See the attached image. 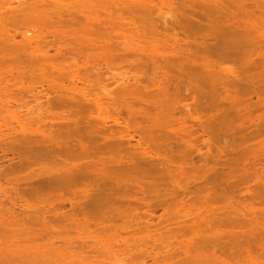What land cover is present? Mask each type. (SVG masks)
<instances>
[{
  "label": "bare ground",
  "instance_id": "bare-ground-1",
  "mask_svg": "<svg viewBox=\"0 0 264 264\" xmlns=\"http://www.w3.org/2000/svg\"><path fill=\"white\" fill-rule=\"evenodd\" d=\"M111 8L112 10L114 8V13L112 12V14L111 10L109 11ZM103 14H105L106 17L102 16ZM124 14L128 19L123 17L125 16ZM115 17V20L118 19L117 22L114 20ZM153 17L160 21L161 26H163L166 31L165 33L163 32V37L166 39L160 38L161 33H158V29H160L159 26L156 28V25H154L147 29V26L151 25ZM123 20H127L126 22H128L131 27H127L126 22ZM118 21H123L124 23ZM115 23L118 25L114 26L116 25ZM119 24H126V28L124 25L121 26V28H125H123L124 31L120 28ZM205 26H207L206 33L208 29L212 30L210 34L220 31L218 34H220L222 38L220 39V36L218 37L215 34L218 39L221 40L219 44L217 37L214 35L215 39L218 41L215 43H218L219 46L217 50L213 52V55H211L212 52H210L212 50L208 48L210 44L205 50H202L203 55L200 56V58L202 57L203 62L205 60L207 65H209L208 61L210 63L214 61L213 64L221 68V76L226 77V74L232 77L235 75L236 80L239 79L236 78L237 74L232 70L236 71V69H238L241 71L242 69L240 70V68L247 67L245 71L243 70L244 73L247 72L245 75L252 73V76L249 75L251 77H242V79L245 78V82L239 81V83L236 82V84L232 82L229 83L230 90L222 84L223 80L221 83V80L218 79L219 77L217 78L218 75L220 76V74L217 73L215 78L220 80L222 86L224 85V90L226 88V90L228 89L230 91L225 90V93L222 90L225 95L223 99L227 100V105H231H229L228 109H222L224 113L221 112V118H218L220 121L218 122L217 119H214L218 123L217 125L214 124L215 126H211L210 131L221 132L223 136V133L226 134L231 131L233 133L232 129L240 126L235 129V132L236 130L237 132H234L235 134L238 133V135L235 136L234 133V135L232 134L236 138L231 136V134L230 136L233 137V140L237 139L238 136H240V138L246 137L249 140L252 139V142L254 139H257L260 132H253V135L249 134L245 136L246 133L242 135V126H244V124H246V126L248 123L250 124L251 121L247 120H252L253 117H251V112L254 107L251 108L244 105V100L241 99L246 96L247 91L251 92L250 89H252L253 94L257 93L256 97L258 100L256 104H260L259 106H262V104L264 105V0H0V115L3 114L2 116H5L7 114L6 116L13 120L11 122L15 120L18 123L19 129L16 127L17 134H20L18 135V139L20 140L23 135L25 143V145L22 146L18 143L19 148L21 147L20 149H17V143L10 144L13 146L9 145L10 147L8 148H10V151L13 148L12 153L16 152V154H18L17 152L20 150V157L18 155V161L14 166H11V170H5L3 168L2 171L0 167V264H148V259L153 262L151 264H264V163L258 158L260 154L254 155L257 152L253 153V155L250 154L252 147L249 145L251 142H249L248 139L247 142L242 141L244 139L239 140L243 142L239 148L236 146L237 150L240 149V153L229 159L221 158L223 155L222 153L226 151V149H224L226 146L220 149L222 153L220 151L221 156L219 157V165L221 168L227 167L225 168L227 171L222 169L210 174V176L208 175V177L205 178V181H208L207 184L191 191L184 186L182 187V185L180 186L179 183L177 185L178 178H174L175 176L179 177L186 173L183 168L186 162V160L184 162L185 157H167L168 160L164 159L166 156L163 157V154H161V151L163 153V150H160L161 147L163 149L162 142L174 140V137L183 140L185 145L187 142H185L183 137L186 136L183 129L175 130L172 127V129L175 130L173 135L167 131L168 129L170 130V128H167L169 124L166 122V118L164 119L166 121H163L166 114H164L163 118L160 116L162 119L158 116L161 122L158 121L157 115H160V113L155 112L159 110L161 112V109H159L161 106H159L158 109L155 108L160 103V101H158L160 100L158 99L160 96L156 95L159 93L157 92L158 89L154 91L157 92L154 95L158 98L152 99L151 96V100H157L154 103L155 105H151V101L149 102V100L146 99L148 95L146 91L150 94L148 87L151 83H154L153 81H155V86L153 84L152 88L156 87L158 83H156L157 79L153 81H151L152 78L148 79V81L151 82L145 84L150 83V85L148 87L145 85V89L148 90H144L141 86V88H139V86L137 87V83H141L140 85L144 86L143 82H147V80L143 81L139 79L138 75L140 82L135 83L136 80L134 82L135 85L133 83L131 88L129 85L134 80L131 79L132 77L129 78L130 75L126 74L127 70H123L125 71L124 73L120 72L117 77L115 75V80L120 77V81L116 80L114 85L116 86V84L121 82L123 86L126 85L128 87L122 88L121 91L120 89L118 90L119 99H114V97L118 96L116 93L114 94L110 88L106 89L104 84L101 83L104 86L100 87L101 85H99L100 83L98 80H101V78L97 79L98 82L96 85H98L99 88L98 93L91 89V87H88L87 84H82V87H79V83H82V80L83 82L87 81L81 77L82 72L80 70L83 69L82 66L87 67L90 60H93L92 63H95L94 61L98 58V61L102 63L104 60L103 63H106L105 66H109V63L110 65L113 63L111 60L108 61L110 57L113 61L115 60L114 62L116 64L113 63L112 65L117 66L116 69L118 71V68H120L118 65L121 66V64H118V61L120 60V63H122L121 58L124 59L123 61L126 59L122 56L119 57L120 54L115 57L117 61L113 59V57L125 47L123 52L129 50L128 52L132 53V49L135 48V52L139 51L140 53L137 54L144 56L141 59L144 58L145 60L146 54L144 51L148 50V52H153L150 54H153V57L148 61L154 58V54L163 53L162 59L165 58L163 61L167 63L170 60L168 59L170 55L166 54L168 51L167 46L170 41L173 43L171 44L173 48L175 45L180 44L178 36L181 34V30L184 31L185 29H189V31H191L192 29L194 30V27L196 30L202 29ZM119 28L121 30H119ZM152 28L157 29L158 32L157 30L152 31ZM148 30L150 31L148 32ZM161 30L162 29H160V32ZM169 30L171 31L170 33H168ZM193 32L197 33L198 31L196 30ZM184 33L187 36V32ZM196 33H193V35H198ZM114 34L119 39L123 40V42H121V44L123 43L121 49L119 46L122 45L115 39H113V44L117 43L119 46L116 47L111 44ZM188 36L191 37V34ZM218 44H216V46ZM213 45L211 46L216 47ZM113 47L116 49L114 50ZM198 49L201 50V46ZM202 51L199 52L201 53ZM116 52L117 54H115ZM123 52L121 51L122 54ZM74 53H76V56H73ZM209 54L211 56H209ZM77 56L82 58H76ZM148 58H150L149 55ZM166 58L168 59L167 61ZM77 59L81 61L83 59L87 62L82 61L80 64ZM83 62L85 63L82 64ZM156 63L158 62H154L155 65ZM196 63H199L197 59ZM238 63L242 65L240 68ZM143 64L141 63V65ZM164 64L165 63L162 64V67L160 66V69L165 68ZM169 64H166V67H168L167 65ZM207 65L206 68H208ZM227 65L230 66L228 67ZM235 65H238V68H235ZM4 66L8 69L9 67H13L14 69L7 70V73V71L5 72L4 70ZM111 66L109 67L111 68ZM113 66L112 68H114ZM157 66L159 67V65ZM92 67L95 68V65ZM139 67L136 68L137 71L141 68ZM83 72L86 73V71ZM88 72L91 73L90 70H88ZM238 74L240 77L241 75L244 76L240 72ZM10 75L15 78V82L18 78L22 81L23 78H26L27 81H29L28 85L30 90H32L34 84L36 86L38 84L42 85L45 81L46 85H48L47 88L50 86L49 93L53 92L55 94V103H50V105H55V108L57 106V109L58 107L64 106L65 109V104L70 103V108L72 106V108L78 110L80 107V111H74V114L70 112V109L69 112L71 114H69L70 116L72 115L71 118L73 116L75 118V113L77 112H79L77 113L79 116L82 112L87 113L91 111L89 112L91 115L94 112L97 113V115H93H96V117L98 116V118H96L98 121L90 122V124L86 126L85 121H83L84 119L82 120L85 113L84 115H80L82 116L80 117L82 120L81 123L84 122L85 125L81 124L80 120L75 119L76 123L73 122L74 118L71 119L68 116L73 122L71 123V125L73 124L72 126L68 119L69 122L67 126L64 124L60 127L58 125V130H60V128L62 129V131L58 133L55 132L57 130L52 132L54 130L51 127L52 125L50 128L48 127L49 130L53 129L50 132L55 136L47 134L49 130L47 129L46 132L44 123L45 128L43 127V129L45 131H42L40 124H38L40 128H37L35 123L33 124L36 129H32L30 126L31 124H29L32 123L31 121H29V123L27 122L28 125L22 118L20 120L16 113L14 114V112L19 110L17 113L21 115L20 109L22 105H19L17 102L18 106L16 103L11 104L9 95H6L10 87L9 85H11L10 83L13 81V77L10 78ZM7 76L9 80L11 79L12 81L9 82ZM165 76H162V79H164ZM66 78H69V80L67 79L69 81V86H63L62 81ZM215 78L214 81L216 83L217 79ZM254 78H261L257 80L259 81L258 84H256L255 81V83L253 82ZM135 79H137L136 76ZM165 81L167 82V80ZM17 82H13L12 85H18V90L21 84L26 83V81H23L19 83V85ZM220 83H218V87L221 86ZM242 83H246L247 85L242 86ZM161 84L159 85L161 86ZM168 84L170 85V82H167V85ZM30 85L32 87H30ZM159 85L158 87H160ZM235 85L237 88L239 86V88L237 89ZM22 86L24 85H21V87ZM134 86H136V88H134ZM43 87L44 84L42 88ZM231 88L234 89V92L232 91L233 93H238L243 97L241 98L240 95H234L231 92ZM13 89L14 88H12L11 91ZM142 89L146 92V96L145 93L141 91ZM210 89H212V87H210ZM109 90L113 93H110ZM212 90H214V88ZM217 90H219L220 94H218L221 96L220 87L214 91L217 92ZM151 92L153 93V91ZM230 93L233 94V96H230ZM163 94L162 96L164 97ZM12 95L14 97V94ZM48 96L49 94L46 98ZM77 96L82 101L78 99L80 101L78 102ZM238 96L240 97L237 98ZM233 97H235V100ZM36 98L35 96V99ZM142 98L143 101L141 100ZM148 98H150V95H148ZM62 99L67 100H65V104L64 101L61 102ZM108 99L110 100L109 102ZM134 99L136 103L139 102L138 105L149 102L148 104L150 106L148 107L151 108L154 106L156 116H154L155 113L151 111V113L154 114H152V117L149 112V118L148 112L146 113L147 109L141 108L142 105L139 106V108L137 104H132L135 102H131ZM117 100L119 102L122 100L121 102L124 103L121 104L120 102L118 106ZM129 100H131V106L125 104L129 102ZM49 102L47 101V103ZM156 103L158 105H156ZM107 104L110 105V107H108ZM50 105H48V107ZM111 105L115 108L111 109ZM133 107L137 110H133ZM49 108L52 109L51 106ZM40 109H37V111ZM46 109L41 110L45 113ZM254 109L257 110L256 108ZM52 110H49V112ZM113 110L118 113H116L117 116L119 115L118 117H112L113 115L115 116ZM135 111L139 112L136 113ZM141 112H144V114H142L145 119L141 116ZM247 112L250 113L248 119L247 116L249 114ZM134 114H136L137 117L138 114L140 115L139 118L141 117V120L139 123V118H137L136 121L134 120L136 119ZM59 115L57 116L59 117ZM120 115L122 119L124 118V124L120 122ZM2 116H0V122L3 119ZM231 116L234 117H232L231 120H236L234 123L242 119H246L245 121L247 123H243L245 121H240V125L237 126L239 123H235V127L233 128L232 126L231 129ZM7 117H4V119L6 120ZM51 117L49 119H51ZM151 118L154 120V125L150 122ZM4 119L3 121H5ZM10 119L8 120L10 121ZM35 119L36 118H34V121ZM49 119L47 120L49 121ZM77 119H79V117ZM143 119L144 122L146 119L149 120V122L146 120L148 122H146V126H149V128L143 126V124L145 125ZM263 119L262 121L264 122ZM8 120L6 121L8 122ZM43 120L45 119L43 118ZM64 120L67 119L64 117ZM110 120L114 122L116 127L124 125L123 127H125V130L123 128L122 130L125 133H122L121 129L118 131L119 129L114 127L119 134H112V136H110L111 130L104 129L103 126L101 127L104 130H110L107 131L109 134L103 129L102 131H97L101 129L98 122H102V125H104V123ZM89 121L90 120H88V123ZM194 121L197 122L200 121V119L196 118ZM35 122L38 123L39 120ZM7 124H9V122ZM209 124L211 123H208V125ZM96 126H98V128H96ZM64 127L66 132H63ZM249 128L250 126H248V132L250 131ZM0 129H2L1 126ZM12 129L13 127L10 133L14 132ZM132 129L134 132H136V130H138V132L141 130L140 133L146 131L143 135L134 133L137 134V137H140V140L138 141L137 139L138 142H136L138 145L135 146L137 147L136 150L139 147L141 148H139V151L135 150V155L131 152L133 151L131 147L135 144L131 147L129 145L130 148L128 145L126 146V144H131L130 142L135 140L134 134L127 135ZM95 130L97 134H100H98L99 136L106 138L104 145L101 146L96 144L98 135L95 136ZM103 131L109 136L106 137ZM114 131L115 129L113 133H115ZM238 131L242 132V134L239 135ZM7 132V135L10 134L9 130H7ZM40 132L44 134L43 140H35L36 137L33 135L37 136L41 134ZM189 132L187 131V133ZM244 132L246 131L244 130ZM6 133H4L5 136L3 134L0 136L6 137ZM170 135L171 137L174 136L173 139L169 138ZM4 137L3 139H5ZM14 139L15 136L9 135L7 140L14 142ZM231 139L229 138V140ZM4 141L6 142V140ZM235 141L234 144L236 143ZM237 143L240 144L238 140ZM246 143L251 147L250 152L247 145H244L246 148L245 151L244 149L241 150V148H244L242 145ZM234 144H231V147ZM252 144H254V142ZM14 145L16 149H14ZM226 148H228V146ZM262 149L260 148L259 150ZM7 150L9 151V149ZM241 151L244 153H241ZM228 152L229 151H226V155H228ZM136 154H138L139 157H137ZM231 154L232 153H229V155ZM223 157H225V155ZM173 160L174 162H172ZM51 163L52 166L49 165ZM174 163L175 167L173 166ZM44 164L46 165L42 167ZM164 166H166L167 169L168 166L174 168L171 171H169L171 168H169V170L166 169L168 173L171 172V174H168L169 177L172 178L173 176L175 179L174 184L176 185L173 184V188H171V186L170 188L163 186L166 185L167 182V173H165L167 171L164 172ZM12 170L14 171L8 173ZM201 172L203 173H200L202 176L200 178H203L205 172L209 173L207 170ZM146 178L150 183L145 182L148 181L145 180ZM163 178L164 182L162 181ZM151 179L154 180H152L153 184H151ZM2 180L6 182L1 184ZM250 180H255L256 186L248 189L245 193H241L240 190L242 189L240 186L244 183H248ZM144 182L147 184L145 185ZM162 182L165 184H162ZM6 183H8L9 186ZM237 196L246 198L247 201L249 200V203H238L234 201V198ZM157 209H161L162 213L157 216L158 221L156 220L155 225L154 221L151 220L155 219ZM174 212L178 215H175ZM179 212L181 217L187 220L190 219L189 223L191 220L195 219V221H193L194 223L192 225L188 224L189 226H187V228V224L183 225L185 226L184 228H181L183 227L182 225L179 227V220L180 223H182L181 220L184 223V219H181V217L177 218L180 216ZM173 213L176 218L173 216ZM196 216L199 217V219L195 218ZM176 219L178 222H175L176 224L174 223V226L173 221H176ZM124 234L126 235L124 236ZM186 235L192 236L185 239ZM173 240L177 243L176 246H173V244H176ZM167 249L170 250L168 251ZM164 250H167L168 253L166 254Z\"/></svg>",
  "mask_w": 264,
  "mask_h": 264
},
{
  "label": "rangeland",
  "instance_id": "rangeland-1",
  "mask_svg": "<svg viewBox=\"0 0 264 264\" xmlns=\"http://www.w3.org/2000/svg\"><path fill=\"white\" fill-rule=\"evenodd\" d=\"M111 10V14H112V12L114 13V8H113V10H112V8L111 9H109V11ZM116 14V13H115ZM128 14V13H127ZM125 15V14H124ZM130 15V14H129ZM102 16H104V17H106V15L105 14H103ZM113 16H115V15H113ZM123 17H126L125 19H128L127 18V16L125 15V16H123ZM130 18H131V15H130ZM129 18V19H130ZM116 19V17L114 18V20ZM124 19V20H125ZM134 19V18H133ZM118 20V19H117ZM117 20H115L116 22H117ZM123 20V21H124ZM136 20H138V19H136ZM118 21V22H122V23H124V22H126V21ZM139 22V21H138ZM154 22H156V23H154ZM150 23V22H149ZM149 23H148V25H149ZM116 25H114V26H117L118 24L117 23H115ZM126 24H127V27L128 26H130L131 27V25L130 24H128V22H126ZM126 24L124 25V24H119L120 25V28H121V26H123L124 25V27L126 26ZM139 25V24H138ZM154 25H156L155 27L156 28H158V26H159V28L160 29H162L161 30V32H160V29H158L159 30V32H158V30L157 29H154V28H152V31L154 30H157V32L161 35V37L160 38H162V39H166V38H164L163 37V32L165 33L166 31L164 30V28H163V26H161V24H160V21L159 20H157V19H155V17H153V19H152V23H151V25H149V26H147V29H149V27H152V26H154ZM140 26V25H139ZM123 27V28H124ZM119 28V30H123V28H121L120 29ZM126 28V27H125ZM124 28V29H125ZM206 28H207V26H205V27H203L202 29H196L198 32L196 33V32H193V31H196L195 30V27H194V30L192 31H189V29L188 30H184V31H182L181 30V34L178 36V38H179V45H175L174 46V48L173 47H171V44H173L171 41L169 42V44H168V46H167V48H168V53L166 52V54H168V55H170V56H168V57H170V58H168V59H170L169 61H171V62H165V61H163L164 59H162V55H163V53L162 54H154V58L151 60V61H148V60H150L153 56V54L152 55H150L151 53H153V52H151V51H149L148 52V50L147 51H144L145 52V54H146V60L143 58V59H141L142 57H144V56H142V55H139V54H137V53H140L139 51H137V52H135V48L134 49H132L133 50V52L132 53H129L128 51L129 50H127V52H126V54H125V52H123V50H124V48H123V50L121 49V47H123V43L121 44V42H123V40L122 39H119L115 34L113 35V38H112V42H111V44H113L114 42H113V39H115L116 41H118V42H120V45H122V46H119V44L117 45V43H115V44H113V46H119V48L121 49V51L123 52V54L121 53V51L117 54V52L115 53V54H117V55H115L114 57H113V59H116V61H117V58H115L116 56H118L119 54V57L120 56H122V57H125V59L127 60V62H126V60L125 61H123L124 59L123 58H121L122 59V63H120V60H119V57H118V64H121V66L120 65H118L120 68H118V71H117V66H113L112 64L113 63H115L113 60H112V58H110L109 57V60L108 61H112L113 63H111V65L114 67V68H112V66L110 65V63H109V66H111V68L109 67V66H105L106 65V63L104 64L103 62H104V60L103 59H100V60H103L102 61V63H101V61H98L99 59L97 58L96 59V61H98V62H96V61H94L95 63H92V61L93 60H90V62H89V64H88V66L87 67H85V66H82V68L83 69H81L80 71L82 72L81 73V77H83V79L86 81V82H83V80H82V83H79V87H82V84H87L88 85V87H91V89H93L94 91H96V93H98V91H99V88H98V85H96L97 84V82L99 81V85H101L100 87H102V86H104V87H106V89H111L113 92H114V94L116 93V95L118 96V90L120 89V91L122 90V88L124 89V87H128V86H126V85H124L123 86V84L120 82V83H118V84H116V86L114 85L115 84V82H116V80L118 81L119 79H120V77H118L119 79H116L115 80V78L117 77V75H119L120 74V72H122V73H124L125 71H123V70H127L126 71V74L127 75H130V77L129 78H131L132 80H134V81H132L131 83H130V87H131V85L133 86V83L135 82V83H137V82H140L139 81V79H142L143 81H145V80H147V82L145 81V82H143V81H141V82H143L144 84V86H142V85H140L141 83H137V87L139 86V88H144V90H148L149 89V91H150V94H149V92L148 91H146L147 92V94L148 95H150V98H148V95L146 94V92H144L143 91V89L141 90V91H143L144 93H145V96L147 95V97H146V99L147 100H149V102L151 101V102H153L154 100H151V96H152V99H156V98H158L157 96H160V98H158V99H160V100H158V101H160V103H162V104H160L159 102V105L156 103V105H158V106H156L155 108H159V106H161V108H159V109H161V112H160V110L159 111H155L154 109V106H152L151 108H149L148 106H150L147 102L146 103H142V104H140V105H138L139 104V102H137L136 103V101H135V99L133 100V101H131V100H129V102H126L125 104L126 105H130V101L131 102H134V103H132V104H137L138 105V107L139 106H141V108H145V110H146V113L148 112V116H149V114L151 113V111L152 112H156V113H160V115L158 114L157 115V119H158V121H160L161 122V120L159 119V118H161L160 116H162V118L164 117V114H166L165 115V117L163 118V121H166L168 124H169V127H167V128H170V130L168 129H166L167 131H169L170 132V134H172L173 135V132L176 130V129H183L184 131H185V134H186V136H183L184 137V140H185V142H187V144L185 145V143L183 142V140H179L178 138H176V137H174V136H172L171 137V135H170V137L169 138H172L173 139V137L175 138L174 140H171V141H165V142H162V145H163V149H162V145L160 146L161 148H160V150H163V153H162V151H161V154H163V157L164 156H166L164 159H168L169 157L170 158H173V157H185V159H184V162H185V160H186V162L184 163V166L185 167H183L184 169H185V174L182 176V175H180L179 177L177 176H175L174 178L176 179V178H178L177 180V185H178V183H179V185L181 186L182 185V187L184 186V187H186L187 189H190L191 191L192 190H195L196 188L198 189L199 187L201 188V186L203 187L204 186V184H207V182L205 181V178H207L208 177V175L210 176V174H212V173H214V172H218L219 170H222V169H225V168H227V167H224V168H221L220 167V165H219V157L221 156V153H222V151L220 150V149H223L225 146L227 147L228 146V148H224V149H226V151H229L228 152V155H226L227 153H226V151H224V153H222L223 155L221 156V158L222 159H229V158H231L232 156H237L239 153H240V149L239 150H237L236 148V146H238V148L241 146V144L243 143V142H241V141H239V140H242V139H244V140H242V141H244V142H247V139L248 138H244V137H242V135H245V133H246V135L245 136H248L249 134H252L253 132L254 133H259V135L257 136V139L255 140H253L252 142H251V140L252 139H248V141L249 142H251L249 145L252 147H250L249 145H247V143L246 144H243L242 145V147H244V148H241V150L242 149H244V151H245V146L247 145V148L248 149H252V151H251V149L249 150V152H250V154H252L253 155V153H255V152H257V153H255L254 155H258V154H260V155H258L257 157L259 158V159H261V162H263L264 163V146H261V145H264L263 143H264V122L262 121V119L264 118V105L262 104V106H259L260 104H256V102H257V97H256V95H257V93L256 94H253V91H252V89H250V91L251 92H246V96H241L240 94H238V93H233L234 92V89L233 88H231V92L234 94V95H240L241 96V100H244V105H246V106H249V107H254V108H256L257 110H255L254 108H252L253 109V111L251 112L252 113V116L251 117H253L252 118V120L251 119H248V117L250 116V113H248L247 115V121H253L252 123L250 122V124L248 123L247 124V126H246V124H244V126H242V124L243 123H247L245 120H240V121H245V122H243L242 124H241V126L243 127L242 129V131H243V134H242V132H240V131H238L239 132V135L240 134H242L241 135V137L242 138H240V136H238V138L237 139H234L233 140V135L237 132V130H236V132H235V129H237L238 127H240V126H238V125H240V121H237V122H235V123H239V124H237V128H234L235 127V123H234V121H236L235 119H232L231 120V118L233 117V116H231L230 117V122L233 124H231V129H232V126H233V128L234 129H232L233 130V133H232V131L231 132H227L226 134H224L223 133V136H222V134H221V132H218V131H210L211 130V126H213L214 124H216L217 125V123L220 121V119H218V118H221V116L220 115H222V113H224V111L222 110L223 108H229V105H231V104H229V102H228V104L229 105H227V100H225V99H223V98H225V95L223 94L224 92L226 93V91L228 90H226V88H229L230 86V84L229 83H233V84H236V82H238L239 83V81L240 82H242V81H246V80H244L245 78H247V77H251L252 75V73H250L249 75H251V76H249V75H245V74H247V72H245L244 73V71H245V69L247 68H240L242 65L241 64H239L238 63V65H239V68H240V70L241 71H239L238 69H236V71L235 70H232V71H234L236 74H237V77L236 78H238L239 80H236L235 79V75H233L232 77H230L229 75H226L225 74V76L226 77H223V76H221V74L220 73H222L221 72V68H219L218 66H215L213 63H214V61H213V63H210L209 61H208V64L209 65H207V62L204 60V62H203V59H202V57L200 58V56H202L203 55V51L202 50H205L206 48H207V46H209V44H210V47H208V48H210V50H212V51H210V52H212V54L211 55H213L214 53L213 52H215V50H217V48H218V46H219V44L221 43V38H222V36L220 35V34H218V33H220V31L217 33H212L213 34V36L216 34L220 39H218V37H217V39H218V41H217V39H215V36L213 37L212 36V34H210L211 32H212V30L211 29H208L207 30V33H206ZM209 28V27H208ZM223 28V27H222ZM132 29V28H131ZM178 29V28H177ZM176 29V30H177ZM127 30V29H126ZM219 30V29H218ZM221 30V29H220ZM124 31V30H123ZM128 31V30H127ZM150 30H148V32H149ZM189 31V32H188ZM223 31V30H222ZM221 31V32H222ZM133 32V31H132ZM171 31L169 30L168 31V33H170ZM184 32H187V36H186V34L184 33ZM199 32H200V34H199ZM209 32V33H208ZM142 33V32H141ZM151 33V32H150ZM149 33V34H150ZM183 33V34H182ZM193 33H196V34H198V35H196L195 36V34L193 35ZM117 34V33H116ZM133 34H134V32H133ZM135 34H136V32H135ZM189 34H191V37H189L188 35ZM137 35V34H136ZM184 35V36H183ZM148 36H150V35H148ZM188 41H187V40ZM20 40H21V38H20ZM149 40V39H148ZM150 40H151V38H150ZM115 41V42H116ZM215 42H218V43H215ZM198 43H201V44H198ZM204 43H206V44H204ZM198 44V45H197ZM214 44V45H213ZM216 44H218L217 46H216ZM196 45V46H195ZM201 46V50L200 49H198V48H200V46ZM211 45H213V46H216V47H212ZM205 47V48H204ZM119 48H117V49H119ZM213 48H215V49H213ZM113 49H114V47H113ZM112 49V50H113ZM116 49V48H115ZM114 49V50H115ZM119 49V50H120ZM202 51L201 53L198 51ZM118 50V51H119ZM131 50V49H130ZM170 50V51H169ZM208 50V49H207ZM171 54H170V53ZM122 54V55H121ZM149 55V57L150 58H148V55ZM113 55V54H112ZM143 55H144V53H143ZM210 54H209V56H211ZM73 56H76V53H74L73 54ZM109 56H111V55H109ZM127 56V57H126ZM139 56H140V59H139ZM165 56V55H164ZM159 57V58H158ZM76 58H79L78 56L76 57ZM82 58V57H81ZM81 58H79V59H81ZM132 58V59H131ZM188 58V59H187ZM194 58V59H193ZM200 58V59H199ZM212 58V57H211ZM72 59V58H71ZM79 59H77V60H79ZM159 59H160V61H159ZM162 59V60H161ZM167 58H166V61L168 60ZM196 59H197V62L199 61V63H196ZM214 59V58H213ZM69 60V59H68ZM106 60V59H105ZM154 60V61H153ZM194 60V61H193ZM210 60V59H209ZM82 61H85V62H87L86 60H83L82 59ZM81 60H79L78 62L80 63V62H82ZM163 61V62H162ZM212 61V60H211ZM85 62H83L82 64H84ZM100 62V63H99ZM154 62H158V63H161V64H158V63H156V65L154 64ZM201 62H203V63H201ZM205 62H206V64H205ZM141 63L143 64V65H141ZM163 63H165L164 65V69L163 68H161L160 69V66L162 67V64ZM170 63V64H169ZM201 63V64H200ZM231 63H234V62H231ZM231 63H230V65H231ZM81 64V63H80ZM102 64V65H101ZM116 64V63H115ZM114 64V65H115ZM166 64H169V65H167L168 67H166ZM216 64V63H215ZM229 64V63H228ZM90 65V66H89ZM93 65H95V68L94 67H92ZM157 65H159V67L157 66ZM206 65L208 66V68H206ZM229 65V66H230ZM238 65H235L234 67L235 68H238L237 66ZM10 66V65H9ZM97 66V67H96ZM104 66V67H103ZM141 68H140V67ZM201 66V67H200ZM203 66V67H202ZM228 66V65H227ZM228 66V67H229ZM7 67H8V65H7ZM102 67V68H101ZM109 67V68H108ZM137 67H139L140 69H138V71H137ZM227 67V68H228ZM3 68V67H2ZM13 68V67H12ZM12 68L11 67H9V69H11L12 70ZM94 68V69H93ZM203 68V69H202ZM206 68V69H205ZM232 68H233V65H232ZM234 68V69H235ZM9 69L8 68H6V66H4V70H5V72L8 70L9 71ZM14 69V68H13ZM85 69V70H84ZM92 69H93V71H92ZM101 69V70H100ZM112 69V70H111ZM116 69V70H115ZM122 69V70H121ZM163 69V70H162ZM198 69H199V72H198ZM208 69V70H207ZM229 69V68H228ZM231 69V68H230ZM88 70H90V72L91 73H89L88 72ZM121 70V71H120ZM203 71V73H202V71ZM244 70V71H243ZM8 71H7V73H8ZM83 71H86V73L85 72H83ZM102 71V72H101ZM113 71V72H112ZM115 71H117V72H115ZM205 71H206V73H205ZM209 71V72H208ZM241 73V74H243L244 76H242L241 74V77L240 76H238L239 74V72ZM105 72V73H104ZM128 72V73H127ZM138 72V73H137ZM163 72V73H162ZM1 73V72H0ZM13 73V72H12ZM11 73V74H12ZM14 73H15V71H14ZM102 73H104V74H102ZM118 73V74H117ZM217 73L218 74H220V76L218 75L217 76V78L218 79H220L221 80V83H222V80H223V83L222 84H224L225 85V90H224V85L222 86V84L220 83V80H218L217 78H215V76L217 75ZM82 74H88L87 76L85 75H82ZM135 74V75H134ZM206 74V75H205ZM210 74V75H209ZM115 75H116V77H115ZM138 75H139V79H138ZM165 75H167V76H165ZM224 75V74H223ZM9 76V75H8ZM8 76H7V80H9V78H8ZM17 76V75H16ZM100 76V77H99ZM135 76L137 77V79H135ZM155 78H154V77ZM165 76V80H167V82H170V85L168 84L167 85V82L164 80V79H162L163 77ZM203 76V77H202ZM213 76H214V78L215 79H217V81H216V83H215V81H214V78H213ZM247 76V77H246ZM6 77V76H5ZM11 77H13V76H11L10 75V78ZM81 77H79V78H81ZM89 77V78H88ZM91 77H93V78H91ZM97 77V78H96ZM161 77V78H160ZM206 77V78H205ZM207 77H208V79H207ZM242 77H245V78H243L242 79ZM98 78H101V80L99 79L98 81H97V79ZM150 78H152V80L151 81H153V80H155V79H157L156 80V83L158 82H160L159 84H161V86L157 83L156 84V87H158V85L160 86V87H158V88H156V87H154V88H152L153 87V84L155 83V81H153L154 83L152 84L151 83V85H150V83L149 84H145V83H148V82H151V81H148V79H150ZM167 78V79H166ZM213 78V79H212ZM221 78H224V79H221ZM257 78V77H256ZM256 78H254L253 79V82L255 81L256 82V84H258V82L259 81H257L258 79L260 80L261 78H258V79H256ZM13 79V81L10 79L9 80V82L10 81H12L10 84L11 85H9L10 87L8 88V92L6 93V95H9V97H10V99H11V104H15L16 102L19 104V105H22L21 106V109H20V112H21V115H20V113H17L19 110H17V112H14V114L16 113L17 115H18V117H19V119L21 120V118L24 120V122H26V124H28L29 123V121H31L32 123H29V124H31L30 126H31V128L32 129H36V127L34 126V124L33 123H35V125H37V128H42V131L44 130L43 129V127H44V124H45V127H46V132H47V129L49 130V128H50V126L54 129H50L48 132H50V131H52V132H54L55 130H57V131H55L56 133H58L59 131H62V129L60 128V130H58L59 129V127H58V125L60 126V127H62L64 124L67 126V123L69 122L68 121V119L70 120V125H71V123H73V122H75L76 123V120H80V123L82 122V120L83 121H85V123H86V126L88 125V124H90V122H97L98 120H96V118H98V116L96 117V115H97V113L96 112H94L93 114H96V115H91L89 112H91V111H88L87 113H85V115H84V113L82 112V114L80 113V115H84V117L82 118V120L80 119V117H82V116H78L77 115V113H79V112H77V113H75L76 115V117L74 118V116L71 118V116H70V114L71 113H73L74 114V111H78L79 109H80V107H79V109L78 110H75V108H72V106H71V108H70V103L68 104V103H66L65 104V100L66 99H68V98H66L65 100H61V102H63L64 101V104H65V109H64V106L63 107H58V109H57V106H56V108H55V105L53 106V105H50V103H55L54 102V99H55V94L53 93V92H51V93H49L50 91H49V87L47 88V86L48 85H46V83H45V81H44V87L42 88V86H43V84L42 85H40V84H38L37 86L35 85H33V87L30 85V87H32V90H30L29 89V81H27V79L26 78H23V81L25 82L26 81V83H24V84H21V85H24V86H22L21 87V85L19 84V83H21V82H23L20 78H18L17 80H16V82H17V84H19L20 86H19V90H18V88H17V86L14 84V86H16V87H14L12 84H13V82L14 83H16L15 82V78L13 77L12 78ZM69 78H66L65 80H63L62 82H63V86H66V85H68L69 86ZM90 79V80H89ZM94 79V80H93ZM109 79H111V80H109ZM161 79V80H160ZM21 80V81H20ZM89 80V81H88ZM93 80V81H92ZM95 80H96V82H95ZM164 80V81H163ZM205 80V81H204ZM207 80H208V82H207ZM211 80H212V82H211ZM36 81V80H35ZM60 81V80H59ZM65 81V82H64ZM101 81V82H100ZM120 81V80H119ZM131 81V80H130ZM163 81V82H162ZM224 81H225V83L227 84H225L224 83ZM38 82V81H37ZM61 82V81H60ZM68 82V83H67ZM94 82V83H93ZM207 82V83H206ZM214 82V83H213ZM254 82V83H255ZM39 83H40V81H39ZM64 83H65V85H64ZM67 83V84H66ZM104 84V85H102V84ZM135 83H134V85H135ZM165 83V84H164ZM210 83V84H209ZM212 83V84H211ZM218 83H220L221 84V86H219L220 87V91H221V96L219 95L220 94V92H219V90H217V92L216 91H214V90H216V89H219V87H218ZM237 83V84H238ZM247 83V82H246ZM246 83H242L243 85L242 86H246L247 84ZM27 84V85H26ZM37 84V83H36ZM62 84V83H61ZM80 84H81V86H80ZM208 84H209V86H208ZM213 84H214V87H213ZM96 85V86H95ZM145 85H147V87H148V89H145L146 87H145ZM164 85V86H163ZM240 85V84H239ZM95 86V87H94ZM141 86V87H140ZM154 86H155V84H154ZM217 88H216V87ZM236 86V85H235ZM21 87V88H20ZM35 87V88H34ZM164 87V88H163ZM168 87V88H167ZM210 87H212V89L214 88V90H212V89H210ZM12 88H14L12 91H11V89ZM28 88V89H27ZM98 88V89H97ZM132 88V87H131ZM134 88H136V86H134ZM162 88V89H161ZM166 88V89H165ZM216 88V89H215ZM236 88H237V86H236ZM238 88H239V86H238ZM237 88V89H238ZM247 88V87H246ZM21 89V90H20ZM41 89H42V91H41ZM155 89H158V91L157 92H159V93H161V94H159V93H157V92H154L155 91ZM211 91H210V90ZM240 89H241V87H240ZM15 90H16V92H15ZM36 90V91H35ZM47 90V91H46ZM222 90L224 91V92H222ZM229 90H230V88H229ZM228 90V91H229ZM236 90V89H235ZM14 91V92H13ZM42 92V93H40V92ZM110 92V90H109V92L110 93H113V92ZM115 91H117V92H115ZM151 91H153V93L151 92ZM237 91V90H236ZM235 91V92H236ZM256 91V90H255ZM38 92H39V94H38ZM209 94H208V93ZM215 94H214V93ZM230 92V91H229ZM46 93V94H45ZM154 95L155 93H157L156 95V97H155V95L153 96L152 94ZM164 93V94H163ZM168 93V94H167ZM219 93V94H218ZM255 93V92H254ZM12 94H14V97H13V95ZM43 94V95H42ZM47 96L48 94H49V96L46 98V96ZM114 94H112V95H114ZM162 94L164 95V97L162 96ZM167 94V95H166ZM222 94H223V96H222ZM229 94V93H228ZM233 94H231L230 93V96L232 95L233 96ZM33 95H35L37 98H38V100H37V98L35 99V96H33ZM37 95H39V96H37ZM116 95H114V96H116ZM114 96H112V97H114ZM240 96H238L237 98H239ZM228 97V96H227ZM227 97H226V99H227ZM119 99V96L118 97H114V99ZM163 98V99H162ZM230 98V97H229ZM234 98V100H235V97H233ZM35 99V100H34ZM52 99H53V101H52ZM79 97L77 96V101L78 102H80V101H82L81 99H79ZM130 99V98H129ZM223 99V100H222ZM232 99V98H231ZM16 100V101H15ZM136 100H137V98H136ZM142 101H143V98L141 99ZM221 100V101H220ZM37 101V102H36ZM47 101L49 102V103H47ZM60 101V100H59ZM67 101V100H66ZM110 100L108 99V102H109ZM118 101V100H117ZM122 101V100H121ZM120 101V102H121ZM139 101V100H138ZM146 101V100H145ZM155 101H157V100H155ZM155 101L153 102V103H151L150 102V104L152 105H155L154 103H155ZM223 101V102H222ZM116 102V101H115ZM120 102L118 101V103H117V105L119 104L120 105ZM141 102V101H140ZM16 103V105L18 106V104ZM57 103V102H56ZM107 103V102H106ZM122 103H124V102H121V104ZM129 103V104H128ZM50 105L51 107H52V109L51 108H49L48 107V105ZM61 104V103H60ZM82 104V103H81ZM109 104V103H108ZM107 104V106L108 107H110V105H108ZM45 105H47V106H45ZM57 105V104H56ZM58 105H59V103H58ZM118 105V106H119ZM134 105V106H135ZM196 105V106H195ZM60 106V105H59ZM62 106V105H61ZM69 106V107H68ZM79 106H80V104H79ZM116 106V105H115ZM122 106V105H121ZM131 106V105H130ZM133 106V105H132ZM228 106V107H227ZM256 106V107H255ZM111 109H114L113 108V105H111ZM135 107H137V106H135ZM135 107H133L132 109L133 110H135L136 108ZM146 107H148V108H146ZM198 107V108H197ZM44 110V109H46L45 110V113H44V111L42 112V110ZM60 108V109H59ZM69 110H68V109ZM140 108V107H139ZM37 109H40L39 111H37ZM70 109H71V111H70ZM87 109H89V108H87ZM165 109V110H164ZM248 109V108H247ZM49 110H52V111H50L49 112ZM90 110V109H89ZM137 110V109H136ZM139 110H141V109H139ZM222 110V111H221ZM71 113H70V112ZM80 111V110H79ZM85 111H87V110H85ZM114 111V110H113ZM163 111H164V113H163ZM247 111V110H246ZM49 112V113H48ZM136 112V111H135ZM134 112V113H135ZM139 112V111H138ZM138 112H136V113H138ZM150 112V113H149ZM154 112V113H155ZM166 112V113H165ZM222 112V113H221ZM52 113V114H51ZM70 113V114H69ZM115 113V116L113 115L112 117L114 118V117H116L117 115H116V111H114L113 112V114ZM144 112H141V116L144 118ZM154 113H151V116H152V114H154ZM156 113L154 114V116H156ZM6 114V113H5ZM42 116H41V115ZM45 114H49V115H45ZM60 114V115H59ZM87 114H90V115H87ZM118 114V113H117ZM123 114V113H122ZM121 114V115H122ZM140 114V113H139ZM138 114V117H137V115L136 114H134L135 116V118L136 119H134L135 121L137 120V118H139V115ZM162 114V115H161ZM3 114H1L0 116H2ZM7 115V114H6ZM2 116L3 117V119H4V117L6 118L7 116ZM21 117H20V116ZM51 115H52V117H54V118H52L51 117ZM57 115H59V117L57 116ZM120 115V116H121ZM67 116V117H66ZM71 118V119H73V122H72V120L69 118V117ZM119 116V115H118ZM117 116V117H118ZM123 116V115H122ZM122 116H121V120H120V122L121 123H123L124 124V118L122 119ZM158 116H159V118H158ZM167 116V117H166ZM39 117V118H38ZM51 117V119H49ZM57 117V118H56ZM64 117H65V119H67V120H64ZM79 117V119H77ZM92 117H93V119H92ZM111 117V118H112ZM123 117H125V116H123ZM145 117H146V114H145ZM153 117V116H152ZM29 119V120H27V119ZM34 118H36L35 119V121L37 120H39V122L37 123V122H35L34 121ZM43 118L45 119V120H43ZM141 118V117H140ZM139 118V120H138V123H139V121L141 120ZM147 118V117H146ZM149 118H150V116H149ZM161 118V119H162ZM166 118V120H164ZM196 118H198V119H200V121H194ZM234 118V117H233ZM2 119V118H1ZM3 119H2V121L0 122V126L2 127V129H0L1 130V132H0V135H4V133H6L7 132V130H9V133H10V131H11V128L13 127V131L15 132V130H16V127L19 129V125H18V123L14 120V122H11V121H13V120H11L10 118H8L7 117V119L6 120H8V119H10V121L8 120V122H9V124H7L8 122L5 120V121H3ZM33 119V120H32ZM47 119H49V121L47 120ZM76 119V120H75ZM145 119V118H144ZM144 119H143V122H144ZM210 119H213V120H210ZM217 119V121H215V120ZM22 120V121H23ZM27 120V121H26ZM40 120H43V121H40ZM75 120V121H74ZM88 120H90L89 121V123H88ZM148 122H149V120L148 119H146ZM145 120V125L143 124V122L141 121V123L143 124V126H145V127H147V128H149V126H146V121ZM173 121V123H172V121ZM208 120H210V121H208ZM264 120V119H263ZM45 121V122H44ZM65 121V122H64ZM215 121V122H214ZM6 122V123H5ZM28 122V123H27ZM48 122V123H47ZM147 122V123H148ZM151 124L152 125H154V120L151 118ZM214 122V123H213ZM263 122V123H262ZM12 123H14V124H12ZM16 123V124H15ZM44 123V124H43ZM78 123V122H77ZM85 123L83 122V123H81V124H84L85 125ZM101 123V124H100ZM134 123H137V122H134ZM137 123V124H138ZM140 123V124H141ZM208 123H211V124H209L208 125ZM5 124V125H4ZM28 124V125H29ZM33 124V125H32ZM38 124H40V127H39V125ZM43 124V125H42ZM49 124V125H48ZM92 124V123H91ZM98 124L100 125L99 127L101 128V129H98L97 131H102V129L104 128V129H110V130H104V131H110L111 133H110V136H112V134L113 135H118L119 133H117L116 131H117V129H119L118 131H120V129L122 130V128L125 130V127H123L124 125H122V126H120V127H116V125L114 124V122L113 121H107L106 123H104V125H102L103 123L102 122H98ZM137 124H135V125H137ZM141 124V125H142ZM150 123H149V125L150 126H152ZM173 124V125H172ZM235 124V125H234ZM251 124H252V126H251ZM7 125V126H6ZM14 125V126H13ZM62 125V126H61ZM73 125V124H72ZM71 125V126H72ZM12 126V127H11ZM55 126V127H54ZM69 126V125H68ZM101 126H103V128L101 127ZM171 126V127H170ZM185 128H183V127ZM215 126V125H214ZM246 126V127H245ZM248 126H250V128H249V132H248ZM4 127H6V128H4ZM34 127V128H33ZM44 127V128H45ZM49 127V128H48ZM58 127V128H57ZM114 127H116V128H114ZM141 127V126H140ZM144 127V128H145ZM172 127L175 129H172ZM10 128V129H9ZM96 128H98V126H96ZM115 129V133H113V130ZM137 128H138V126H137ZM152 128H153V126H152ZM151 128V129H152ZM244 128H246V129H244ZM15 129V130H14ZM68 129V128H67ZM136 129V128H135ZM142 129H143V127H142ZM146 129V128H145ZM189 129V130H188ZM230 129V130H231ZM3 130H5V131H3ZM66 129H65V127H64V129H63V132H66L65 131ZM140 130V129H139ZM208 130H209V132H208ZM230 130H228V131H230ZM244 130L246 131V132H244ZM252 130V131H251ZM260 130V131H259ZM19 131V130H18ZM41 131V130H40ZM41 131V132H42ZM45 131V130H44ZM97 131L95 130L94 132H95V136H97L98 134H97ZM103 131V132H104ZM141 131V130H140ZM140 131L138 132V130H136V132H134L133 131V129L132 130H130L128 133H127V135L129 134V135H133L134 133H140ZM145 131V130H144ZM148 131V130H147ZM171 131H172V133H171ZM187 131L189 132V133H187ZM262 131V132H261ZM14 132H11L10 134H8L7 135V133H6V135L9 137V135H13V136H15V139H14V142H11L10 140L8 141L7 139H8V137H7V139H6V137H4L5 139H3V137L2 136H0V167H1V169H2V171H3V168L5 169V170H11L12 169V167L11 166H14V164H16L17 163V157H18V155H19V151L20 150H18V154H16V152H14V150H13V152L14 153H12V149H11V151H10V148H8V147H10V146H13V145H10L11 143L13 144H15V143H17V149H20L19 148V145L20 146H22V145H25V143H24V140H23V138H24V136L22 135V137L20 138V140H21V142H20V140L18 139V135H20V134H17L18 132H17V130H16V132L14 133ZM40 132V133H41ZM45 132V133H46ZM47 132V134H50L51 136H53L54 134L52 133V132H50V133H48ZM93 132V131H92ZM91 132V133H92ZM102 132V133H103ZM104 132L103 134L107 137V136H109L108 134H109V132ZM124 131L122 130V133H123ZM126 132H127V130H126ZM146 132V131H145ZM145 132H142V133H140V134H142L143 135V133H145ZM168 132V133H169ZM222 132H226V131H222ZM12 133H14V134H12ZM44 133V132H43ZM122 133H120V134H122ZM125 133V132H124ZM132 133V134H131ZM150 133H152V132H150ZM167 133V132H166ZM253 133V134H254ZM38 134V133H37ZM36 134V135H37ZM46 134V135H47ZM94 134V133H93ZM154 134V133H153ZM152 134V135H153ZM227 134H228V136H227ZM230 134H231V136H233V137H231L230 136ZM233 134V135H232ZM252 134V135H253ZM32 135V134H31ZM43 135L44 134H38L37 136H35V135H33L34 137H36V139L35 140H39V141H41V140H43ZM100 135V134H99ZM98 135V138H97V145H104V143L106 142V138H104L103 136H99ZM135 135V140H133V141H131L130 143L132 144H126V146L128 145V147H129V145H130V147L131 146H133L134 144V148L133 147H131L132 148V150L133 151H131V150H129V151H131V152H133L134 153V155H135V150H136V148L137 147H135L137 144H136V142H138L139 140H140V137H137V134H134ZM168 135V134H167ZM236 135H238V133L237 134H235V136ZM55 136V135H54ZM139 136V135H138ZM148 136H149V133H148ZM151 136V135H150ZM103 137V138H102ZM144 137V136H143ZM166 138H167V136H166ZM169 138H168V140H169ZM226 138V139H225ZM229 138L231 139V140H229ZM234 138H236V137H234ZM3 139V140H2ZM137 139H138V141H137ZM4 140H6V142L4 141ZM167 140V139H166ZM232 140H233V142H232ZM236 140V141H235ZM237 140H238V142H240V144L239 143H237ZM246 140V141H245ZM125 141H127V140H125ZM223 141V142H222ZM230 141V142H229ZM234 141L238 144H234ZM96 142V141H95ZM248 142V143H249ZM254 142V144H252ZM4 143V144H3ZM18 143H19V145H18ZM100 143V144H99ZM227 143V144H226ZM229 143V144H228ZM225 144V145H224ZM231 144H234L232 147H231ZM256 144V145H255ZM10 145V146H9ZM245 145V146H244ZM5 146V147H4ZM6 146H7V149H9V151L6 149ZM138 146V145H137ZM187 146V147H186ZM129 147V148H130ZM193 147V148H192ZM254 147V148H253ZM129 148H127V149H129ZM140 148V147H139ZM137 149L138 151L141 149ZM191 148V149H190ZM232 148V149H231ZM262 149V150H259V149ZM14 149H16V147H15V145H14ZM230 149V150H229ZM247 149V150H248ZM255 151H254V150ZM7 150V151H6ZM126 150V149H125ZM136 150V151H137ZM233 150V151H232ZM246 150V152L248 153V151ZM220 151H221V153H220ZM231 151V152H230ZM238 151V152H237ZM261 151V152H260ZM9 152V153H8ZM234 152V153H233ZM235 152H237V153H235ZM245 152V153H246ZM137 153V152H136ZM229 153H232L231 155H229ZM241 153H244L243 151H241ZM137 155V157H139V155L138 154H136ZM225 155V157H223ZM251 155V156H252ZM261 155H262V157H261ZM227 156V157H226ZM19 157H20V155H19ZM168 157V158H167ZM13 158H14V160H13ZM137 159H139V158H137ZM169 160V159H168ZM15 161V162H14ZM12 162H14V163H12ZM172 162H174V160L172 161ZM50 163V162H49ZM187 163V164H186ZM46 164H44V165H42V167H44ZM47 165H48V163H47ZM49 165H51L52 166V163L51 164H49ZM150 165V164H149ZM5 166V167H4ZM51 166H49V167H51ZM173 166L175 167V163L173 164ZM48 167V166H47ZM163 168H165V170H164V172L165 171H167V170H169V168H171V167H169L168 166V169H167V167L166 166H164ZM162 168V169H163ZM0 169V170H1ZM167 169V170H166ZM172 169H174L173 167L169 170V171H171ZM203 170H207V171H209V173L208 172H205V175L203 176V178H200V177H202L201 176V174L200 173H203V172H201V171H203ZM14 170H12V171H9L8 173H10V172H13ZM163 171V170H162ZM225 171H227V169H225ZM163 173V172H162ZM165 173H167V176H166V178H167V182H168V180H169V182L167 183L166 182V185H163L164 187H169L170 188V186H171V188H173V186L174 185H176V184H174V178H173V176H172V178L171 177H169V175L168 174H171V172L170 173H168V171L167 172H165ZM206 173H207V176H206ZM174 174V173H173ZM172 174V175H173ZM187 174V175H186ZM165 175V174H164ZM163 176V175H162ZM171 176V175H170ZM186 177V179H185V177ZM206 176V177H205ZM165 177V176H164ZM165 178V179H166ZM169 178V179H168ZM180 178V179H179ZM189 178V179H188ZM171 179H173V180H171ZM184 179V180H183ZM145 180H148L147 178L145 179ZM152 180L153 179H151V184H153L152 183ZM164 180V178L162 179V181ZM186 180V181H185ZM154 181V180H153ZM173 181V182H172ZM6 181H3L2 180V183L1 184H4ZM145 182H148V183H150V181L148 180V181H145ZM144 182V184L146 185L147 183H145ZM164 182V181H163ZM162 182V184H165V183H163ZM182 182V183H181ZM206 182V183H205ZM256 181L255 180H250L248 183H244V184H242L240 187H241V189L242 190H240V192L242 193H245L248 189H251V188H254L255 186H256V183H255ZM260 182V181H259ZM259 182H258V185H259ZM7 185H8V183H6ZM150 184V185H151ZM174 184V185H173ZM149 185V184H148ZM9 186V185H8ZM163 187V188H164ZM193 198V197H192ZM244 200V201H243ZM246 200V198H244V197H242V196H237V197H235L234 198V201H237L238 203H241V202H245L246 204L247 203H249V200L247 201H245ZM6 205H7V203H6ZM10 205V204H9ZM8 205V206H9ZM162 210L161 209H157V212H156V217H155V219H153V220H151V221H154V223H155V225H156V220L158 221V218H157V216H159L162 212H161ZM181 211H182V209H181ZM176 212V211H175ZM174 212V213H175ZM174 213H173V216L175 217V215L178 213V211H177V213H175V215H174ZM179 214H180V212H179ZM178 215V214H177ZM181 217V214H180V216L179 217H177V218H180ZM176 218V217H175ZM175 218H173V219H175ZM192 218V217H191ZM195 218H198L199 219V217H195ZM181 219H184V223H183V221L181 220V222L182 223H180V220H179V223H178V225H180L179 227H181V225L183 226V225H186V228H187V226H189V225H192L194 222L193 221H195V219L194 220H191V222L189 223V221H190V219L189 220H187L186 218H184V217H181ZM187 220V221H186ZM178 222L177 221V219H176V221H173V225L175 226V224ZM187 222V223H186ZM175 223V224H174ZM189 224V225H188ZM157 225H159V224H157ZM157 227V226H156ZM176 227H177V225H176ZM185 226H183V227H181V228H184ZM154 229H155V227H154ZM157 229V228H156ZM126 234H124V236H125ZM187 236V237H186ZM185 236V239H187V238H189V236L191 237L192 235H186ZM178 239H180V238H178ZM173 242H175L174 240H173ZM176 243V242H175ZM173 244V243H172ZM177 245V243L176 244H173V246H176ZM168 250V249H167ZM167 250L165 251L166 252V254L168 253L167 252ZM170 250V249H169ZM168 250V251H169ZM172 251V250H171ZM164 252V253H165ZM170 253V252H169ZM178 260V259H177ZM176 261V260H175ZM148 264H151V263H153L151 260L149 261V259H148Z\"/></svg>",
  "mask_w": 264,
  "mask_h": 264
}]
</instances>
